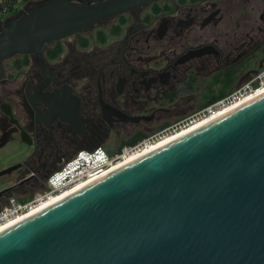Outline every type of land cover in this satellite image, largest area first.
<instances>
[{
  "label": "flooded vegetation",
  "instance_id": "obj_1",
  "mask_svg": "<svg viewBox=\"0 0 264 264\" xmlns=\"http://www.w3.org/2000/svg\"><path fill=\"white\" fill-rule=\"evenodd\" d=\"M25 10L0 14V32ZM263 67L264 0H152L2 61L0 205L43 192L80 152L115 155L165 130Z\"/></svg>",
  "mask_w": 264,
  "mask_h": 264
},
{
  "label": "water",
  "instance_id": "obj_2",
  "mask_svg": "<svg viewBox=\"0 0 264 264\" xmlns=\"http://www.w3.org/2000/svg\"><path fill=\"white\" fill-rule=\"evenodd\" d=\"M148 1L40 2L0 63ZM0 264H264V92L0 230Z\"/></svg>",
  "mask_w": 264,
  "mask_h": 264
},
{
  "label": "built area",
  "instance_id": "obj_3",
  "mask_svg": "<svg viewBox=\"0 0 264 264\" xmlns=\"http://www.w3.org/2000/svg\"><path fill=\"white\" fill-rule=\"evenodd\" d=\"M8 13L5 0H0V14L4 16ZM263 92L264 67L236 87L230 94L209 104L190 117L169 126L165 130L146 136L133 145L123 147L115 155L107 154L102 148L78 153L49 177L47 187L43 192L37 193L25 201H20L15 197L8 198L5 205L0 209V230L123 163L152 150L167 139L175 138L201 122L210 121Z\"/></svg>",
  "mask_w": 264,
  "mask_h": 264
},
{
  "label": "rangeland",
  "instance_id": "obj_4",
  "mask_svg": "<svg viewBox=\"0 0 264 264\" xmlns=\"http://www.w3.org/2000/svg\"><path fill=\"white\" fill-rule=\"evenodd\" d=\"M18 1L19 2L17 4V8L20 7V8H24V9H29V8L35 6L37 3H39L42 0H18ZM239 77H240L239 75L236 76V83H238V86L241 85L242 83H244L246 81V79H245L241 84H239L240 83L239 80L241 78V77L240 78ZM238 86L235 85V86H232L231 89H226V90L224 89V90H220L219 92H223L224 93V96H226V95L230 94ZM204 99L206 100L207 99V96H205ZM206 106H208V105H205L204 104L202 106L194 107V108L188 110L187 113L183 117L175 120L173 123L170 124V126L173 125V124H175V123L180 122L181 120H183V119H185L187 117H190L191 115L197 113L198 111L202 110ZM10 197H15L16 199L21 200V197L19 195H15V194L14 195H10L9 197H7V199L10 198ZM7 199H6V201H7ZM6 201L3 202L0 205V209L6 203Z\"/></svg>",
  "mask_w": 264,
  "mask_h": 264
},
{
  "label": "trees",
  "instance_id": "obj_5",
  "mask_svg": "<svg viewBox=\"0 0 264 264\" xmlns=\"http://www.w3.org/2000/svg\"><path fill=\"white\" fill-rule=\"evenodd\" d=\"M18 2H19L18 0H5V6H6V9H7V12L12 13V12L16 11L18 9L17 8ZM222 97H224V93L223 92H219L217 95L213 96L211 98V100L205 102V105H209V104L215 102L216 100L221 99ZM143 138H144V136H141L140 138L132 140V141L126 143V144L127 145H133V144H135L136 142H138L139 140H141ZM25 200H27V199H21L20 201H25Z\"/></svg>",
  "mask_w": 264,
  "mask_h": 264
},
{
  "label": "bare ground",
  "instance_id": "obj_6",
  "mask_svg": "<svg viewBox=\"0 0 264 264\" xmlns=\"http://www.w3.org/2000/svg\"><path fill=\"white\" fill-rule=\"evenodd\" d=\"M259 94V93H258ZM255 97V96H254ZM253 98V97H252ZM252 98H250V99H252ZM250 99H248V100H250ZM246 102V101H245ZM244 103V102H243ZM206 122L204 121V122H201V123H199V124H197L196 126H194V127H192V128H190L189 130H187V131H191V130H193V129H195V128H197V127H199V126H201V125H203V124H205ZM186 131V132H187ZM179 136V135H178ZM177 137V136H176ZM172 138H174V137H172ZM172 138H169V139H167L165 142H167V141H169V140H171ZM165 142H163V143H165ZM162 143V144H163ZM161 144V145H162ZM66 195V194H65ZM64 196V195H63ZM63 196H61V197H63ZM61 197H59V198H61ZM58 198V199H59Z\"/></svg>",
  "mask_w": 264,
  "mask_h": 264
}]
</instances>
